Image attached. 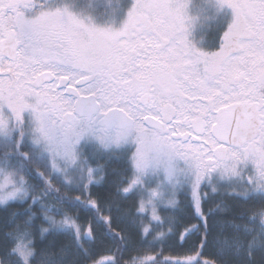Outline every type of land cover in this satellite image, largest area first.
Here are the masks:
<instances>
[{
	"label": "snow or ice",
	"instance_id": "6c2138e0",
	"mask_svg": "<svg viewBox=\"0 0 264 264\" xmlns=\"http://www.w3.org/2000/svg\"><path fill=\"white\" fill-rule=\"evenodd\" d=\"M0 210V264H264V0H0Z\"/></svg>",
	"mask_w": 264,
	"mask_h": 264
},
{
	"label": "trees",
	"instance_id": "16d2710c",
	"mask_svg": "<svg viewBox=\"0 0 264 264\" xmlns=\"http://www.w3.org/2000/svg\"><path fill=\"white\" fill-rule=\"evenodd\" d=\"M112 167H115V165H113ZM105 180L108 183L102 182L100 185L97 186L96 189H94V191H98L100 194H102L104 196H108L109 195L108 189L111 187V182L115 180V177L111 175V168L109 169L108 174L105 176ZM111 192L114 194L115 189L114 188H111ZM181 199H183V198L181 197ZM220 201H223V203L226 205V210L220 212L218 215H216V216H214V217H212V218H210L208 220V229H207L208 235H207V240H208V236H210V234L213 233V231L209 228V222L210 223L216 222V221L224 222V219L225 218H230L232 216L239 215L240 208H239L238 205L235 204V202H232V201L227 200L226 198H224L223 194H221V196L217 198V202H220ZM126 206L127 207H131L132 206V202L131 201H128L126 203ZM208 207H214V205H212V204H206L205 205V210H207ZM73 214L74 215L79 214L80 219H81V222L82 223L86 222L83 213H79V211L76 210V212H74ZM4 216H5V213L2 210H0V221L3 220ZM185 216H186V219L181 221V225H182V227L180 229L181 231H183V225L184 224H187L189 220H191V223H194V224H200L201 223L198 220L191 219V217L188 216L186 213H185ZM202 239H204V230H203V228L201 229V232L199 234L192 235L187 240V243L184 244V248L187 249V248L192 247L193 245H197L198 246L199 245V242ZM45 243L54 244L55 247H57V248L67 247V246H70L71 245V238L70 237H67V236H57V237H55L52 240L46 241ZM171 243L173 244L174 250L176 252H179V251H182L183 250V249H181L179 247V245L181 243H183V242L180 241L178 237L175 240H173ZM203 251H204V253L206 252V247L204 248ZM125 255L127 256L128 254L126 253ZM132 255H135V253H132ZM205 258H207V257H205ZM208 259H212V257H210ZM259 259L260 258L257 257V260L258 261H259Z\"/></svg>",
	"mask_w": 264,
	"mask_h": 264
},
{
	"label": "rangeland",
	"instance_id": "374dc122",
	"mask_svg": "<svg viewBox=\"0 0 264 264\" xmlns=\"http://www.w3.org/2000/svg\"><path fill=\"white\" fill-rule=\"evenodd\" d=\"M223 225L224 222H220V221H216L212 223L209 222V228L213 231V233L210 234V236H208L206 252L204 253L205 257L214 258L218 252V246L227 237L229 230L225 228Z\"/></svg>",
	"mask_w": 264,
	"mask_h": 264
}]
</instances>
